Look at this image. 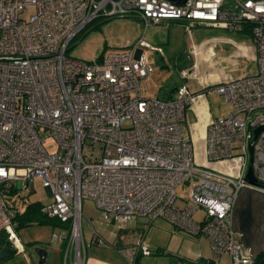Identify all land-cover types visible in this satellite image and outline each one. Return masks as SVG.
<instances>
[{"label": "built area", "instance_id": "2783aa9c", "mask_svg": "<svg viewBox=\"0 0 264 264\" xmlns=\"http://www.w3.org/2000/svg\"><path fill=\"white\" fill-rule=\"evenodd\" d=\"M127 16L145 27L184 21L189 35L198 26L250 35L255 72L203 88L224 96L229 107L207 123L204 163L183 131L200 94L183 84L166 100L141 94L140 81L153 73L149 43L141 38L129 50L92 61L67 54L94 22ZM179 77L203 79L196 63ZM260 127L264 0H0V232L18 253L24 251L18 192H34L39 179L50 197L42 214L67 226L51 237L64 243V264H84V199L112 223L161 218L175 230L204 236L214 264H225L223 256L229 264H252L231 215L241 189L264 191V129L253 139ZM50 139L55 152L45 147ZM249 168L256 183L246 178ZM186 183L189 197L179 198L177 189ZM143 237L123 252L132 264L151 254ZM101 242L93 234L92 243Z\"/></svg>", "mask_w": 264, "mask_h": 264}, {"label": "rangeland", "instance_id": "374dc122", "mask_svg": "<svg viewBox=\"0 0 264 264\" xmlns=\"http://www.w3.org/2000/svg\"><path fill=\"white\" fill-rule=\"evenodd\" d=\"M186 24L187 22L184 21H167L145 27L142 20L133 16L96 21L71 42L67 54L75 59L92 61L95 57H102L113 51L129 50L142 38L154 50L148 52L153 62V73L140 81L141 94L148 99L166 100L170 93H173V88L188 84L187 81L180 79L179 71L185 68L187 62H189L187 65L191 63L188 59L191 44H197L208 37L218 35L220 31L232 32L198 26L192 28V34L189 35L185 30ZM254 70V64H249L247 73ZM203 92L207 95L206 99L212 117L224 116L228 112L229 107L224 96L216 94L213 90H203ZM45 147L49 152L56 151V144L51 139L47 141ZM190 189V184L181 185L177 189V196L188 199ZM18 193L20 212H24L31 202L42 204L50 202V197L41 187L39 179L34 180V192L23 190ZM180 202L181 199H178L177 203L180 204ZM81 210V243L85 249L89 250L88 243L92 241L93 234L102 241L97 245L101 248L112 247L117 240L115 237L121 238L122 244L126 246L133 239L126 238L119 233L121 225L102 219L92 201L84 199ZM201 215L202 212H199L196 218H200ZM138 222L139 228L142 229L141 233L145 234L142 243L152 253L151 256L144 257L141 264H181L183 256L180 253L184 246L180 247L181 241L176 236L184 237L186 236L184 232L175 230L169 222L161 218L153 220L150 224L147 219H140ZM53 232L58 233V228L53 229L47 225L36 224L19 228L18 237L21 243L26 247H32V264H38L36 249L40 246L48 248L49 245L56 244L51 241ZM141 233L134 243L139 240ZM1 235L4 233L0 232V237ZM136 235L137 233L135 238ZM18 257H21L20 262L24 260L22 255ZM6 262L7 259H4L1 264Z\"/></svg>", "mask_w": 264, "mask_h": 264}, {"label": "crops", "instance_id": "0c3cea01", "mask_svg": "<svg viewBox=\"0 0 264 264\" xmlns=\"http://www.w3.org/2000/svg\"><path fill=\"white\" fill-rule=\"evenodd\" d=\"M189 52L190 56H188V59L191 63L186 68H190L193 63H196L199 73L203 77L202 81L196 79L186 80L188 83L187 87L191 92L200 94L188 108L183 123L184 134L192 140L196 152L197 141L200 140L198 147H200L201 143L204 146L207 123L214 118L209 110L207 95L203 92V88L206 85H214L225 79H236L252 75L256 70L255 49L247 32L220 31L218 35L208 37L200 43H192ZM191 52H195L196 57ZM249 64H254L255 68L251 73H247ZM173 93H170L167 99L171 98ZM140 219L145 220V218H138L121 225L119 228L121 235L129 239L133 238L127 246L122 244L119 237H115L117 240L113 243L114 246L112 245L110 248H101L97 246L99 243H92V241L88 243L89 250L85 249L83 245L85 251L84 264H132V261L124 258L123 252L131 248L139 237L140 230H142L139 228L138 221ZM231 226L241 235L243 247L250 255L255 257L264 252V191L250 188H243L239 191L232 209ZM58 230L60 232V229ZM18 232L19 230L17 229V234ZM184 234L187 237L176 236L181 241L180 247L184 246L182 253H180L183 256L181 264L212 258L210 243L206 237H194ZM4 237H6L5 234ZM21 244L24 251L21 253L16 252L13 256L6 258L7 262L5 264H32V247H26L23 243ZM2 246L3 244L0 245V248ZM39 248H43L46 251L43 264H64L62 254L64 243L56 242L55 245H49L48 248L46 246H40ZM18 255L23 256L24 260L22 262L19 261L21 257H18ZM151 255L152 253L149 256ZM144 257L148 256L139 254L134 262L141 264ZM222 260L225 264H229L228 257L223 256ZM36 262L39 264V257Z\"/></svg>", "mask_w": 264, "mask_h": 264}, {"label": "trees", "instance_id": "16d2710c", "mask_svg": "<svg viewBox=\"0 0 264 264\" xmlns=\"http://www.w3.org/2000/svg\"><path fill=\"white\" fill-rule=\"evenodd\" d=\"M187 63L184 66L185 68L190 65V64L187 65ZM172 91H175V88H173ZM41 205L42 204L40 202H31L26 206L24 212L19 214L16 218L18 222V230L21 227H26L32 224L47 225L52 227L53 229L54 228L61 229L67 227L66 225L60 223V221L56 220L55 218H49L48 216L42 214ZM6 240H7L6 237H4V235H1L0 245L4 244ZM187 264H214V261L212 260V258L209 260L199 259L194 262H188ZM252 264H264V252H261L257 256L253 257Z\"/></svg>", "mask_w": 264, "mask_h": 264}, {"label": "water", "instance_id": "95a60500", "mask_svg": "<svg viewBox=\"0 0 264 264\" xmlns=\"http://www.w3.org/2000/svg\"><path fill=\"white\" fill-rule=\"evenodd\" d=\"M169 1L176 3V4H182V3H184L185 0H169ZM262 129H264V127H260L254 131V137H253L254 140L256 139L258 133ZM246 178L249 181L256 183V178L253 175L251 168L248 169V173L246 175ZM15 253H16V250L14 248H12L10 242L8 240H6L5 243L3 244V246L0 248V261L13 256ZM36 253L39 257V264H43L45 261V257H46V251L43 248H39V249H36Z\"/></svg>", "mask_w": 264, "mask_h": 264}, {"label": "bare ground", "instance_id": "6f19581e", "mask_svg": "<svg viewBox=\"0 0 264 264\" xmlns=\"http://www.w3.org/2000/svg\"><path fill=\"white\" fill-rule=\"evenodd\" d=\"M200 140L197 141V144H196V152H197V161L200 162V163H204L203 162V158H201V150H202V146L203 144L201 143L200 147H198V143H199Z\"/></svg>", "mask_w": 264, "mask_h": 264}]
</instances>
